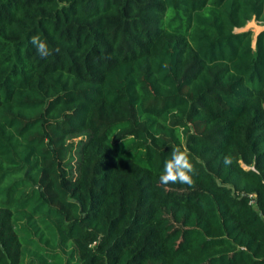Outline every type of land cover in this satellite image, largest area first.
Masks as SVG:
<instances>
[{"label": "trees", "instance_id": "trees-1", "mask_svg": "<svg viewBox=\"0 0 264 264\" xmlns=\"http://www.w3.org/2000/svg\"><path fill=\"white\" fill-rule=\"evenodd\" d=\"M252 19L264 0H0V264H264ZM174 149L193 184L161 183Z\"/></svg>", "mask_w": 264, "mask_h": 264}, {"label": "clouds", "instance_id": "clouds-1", "mask_svg": "<svg viewBox=\"0 0 264 264\" xmlns=\"http://www.w3.org/2000/svg\"><path fill=\"white\" fill-rule=\"evenodd\" d=\"M32 43L36 46L37 52L41 57L50 54L47 43L40 40L39 36H33ZM193 171V164L190 162L188 155L180 149H174L172 151V158L164 164L160 181L165 185L177 182L191 185L194 183L193 177L190 174Z\"/></svg>", "mask_w": 264, "mask_h": 264}, {"label": "rangeland", "instance_id": "rangeland-1", "mask_svg": "<svg viewBox=\"0 0 264 264\" xmlns=\"http://www.w3.org/2000/svg\"><path fill=\"white\" fill-rule=\"evenodd\" d=\"M250 30L253 34V39L255 40L256 36L258 33H260L262 30H264V25L259 24L255 19H252L251 21H249L246 26L242 29H238L236 30V32H240V31H247ZM74 142H76V140H74ZM74 163V161L72 162V164ZM64 258L67 257V255H63ZM26 264H28V261H26Z\"/></svg>", "mask_w": 264, "mask_h": 264}]
</instances>
